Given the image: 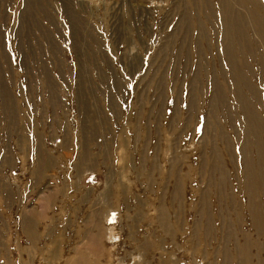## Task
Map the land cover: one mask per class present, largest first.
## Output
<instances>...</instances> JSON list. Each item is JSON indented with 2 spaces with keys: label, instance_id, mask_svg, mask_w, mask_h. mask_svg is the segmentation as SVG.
<instances>
[{
  "label": "rangeland",
  "instance_id": "rangeland-1",
  "mask_svg": "<svg viewBox=\"0 0 264 264\" xmlns=\"http://www.w3.org/2000/svg\"><path fill=\"white\" fill-rule=\"evenodd\" d=\"M222 2L0 0V264H264V0L233 58Z\"/></svg>",
  "mask_w": 264,
  "mask_h": 264
},
{
  "label": "bare ground",
  "instance_id": "bare-ground-1",
  "mask_svg": "<svg viewBox=\"0 0 264 264\" xmlns=\"http://www.w3.org/2000/svg\"><path fill=\"white\" fill-rule=\"evenodd\" d=\"M229 1H231V0H223L222 4L224 6L222 7L221 12H222V14L224 16V27H225L224 30L225 31L227 30L230 33L234 32V34H235V36L233 38H231L232 36L231 35L229 36V34H228L227 37H225V39H224L225 42H226V46L225 45L224 46L227 48V50H229V51H227V53L225 52V54H228V57L230 56L231 58H233L231 55H233V53H234V52H232V51H234V47H235L234 43L238 42L240 35H242V34H240V32L243 29H241V27L237 26L238 23L241 22V18H238L239 16H236V14L233 13L234 11L231 9V6H230L231 2L229 3ZM232 13L234 14V16H233ZM250 17H251V19H249V20L253 22L252 24H254V28H252V30H254L257 33V35L260 37V39L262 40L263 39V35H264V19L259 17L255 12H254V14L252 16L250 14ZM236 23H237V25H236ZM242 28H244V27H242ZM231 34H233V33H231ZM226 38H228V39H226ZM240 42H241V40H240ZM242 42H241V44L243 45ZM262 44H263V47H264V43L263 42H262ZM237 45H239V42H238ZM246 46H248V45H246ZM232 61H234V60H232ZM232 61L230 60V62H232ZM232 64L233 63H231L230 65H232ZM235 66H236V64H235ZM233 71L235 73L236 70H234V68H233ZM237 71L240 72L239 70H237ZM236 78L238 80H241L239 74H236ZM234 81H235V79H234ZM238 82H240V81H238ZM237 85H239V87H240L241 84H237ZM237 91L239 92L240 90H237ZM237 96L239 97V95H237ZM240 97H242V95ZM240 97H239V99H240L239 101H240V104H241L242 103V99ZM245 106H246V104H245ZM245 111L246 112H245L244 115L246 117L245 118L246 119V123L249 125L248 128H247L248 131L247 130L246 131H247V133H250V132L254 131V129H251V128H254V126L259 128L260 127V123L258 122L259 121L258 119H256L255 117L253 118V115L252 116L250 115L251 112H249L248 107H245ZM250 135H251V133H250ZM257 140L258 139L256 138V142L254 144H255L256 149L258 150V152H260V153H258L257 158L260 157V159H261L260 162L261 163H258L257 165H255L254 161H253L254 164L252 162L250 163L249 160L247 161L248 163H247V165H245V167H246V180H245L246 181V183H245L246 186L245 187H246V190L248 191L247 194L249 193L248 194L249 195L248 210H249L250 215H251L252 223L257 224L256 226H260V229H263V231H264V218L260 217V214H259V210L260 209L258 208V206L256 205L255 200H254V198H255L254 197V193H255L256 190H259L261 192V194L262 193L264 194V163H263L264 148H263V146H260V144H259V142ZM258 162H259V160H258Z\"/></svg>",
  "mask_w": 264,
  "mask_h": 264
}]
</instances>
